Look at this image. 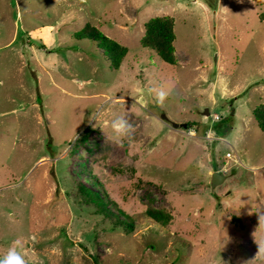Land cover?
Returning a JSON list of instances; mask_svg holds the SVG:
<instances>
[{
  "label": "rangeland",
  "instance_id": "rangeland-1",
  "mask_svg": "<svg viewBox=\"0 0 264 264\" xmlns=\"http://www.w3.org/2000/svg\"><path fill=\"white\" fill-rule=\"evenodd\" d=\"M160 16L176 20V67L141 43ZM262 16L264 0H0V257L19 240L27 264H264ZM87 23L129 49L119 70L74 39ZM119 114L136 129L122 145ZM93 181L133 231L82 195Z\"/></svg>",
  "mask_w": 264,
  "mask_h": 264
},
{
  "label": "trees",
  "instance_id": "trees-1",
  "mask_svg": "<svg viewBox=\"0 0 264 264\" xmlns=\"http://www.w3.org/2000/svg\"><path fill=\"white\" fill-rule=\"evenodd\" d=\"M212 8L216 9L217 7L213 5ZM175 26L176 20L171 16L154 17L145 23V32L141 39L144 48L155 52L164 63L173 67L178 66L177 50L175 47V40L177 38ZM74 39L77 41H92L101 51L103 57L113 70H119L121 68L129 53V49L126 46L108 37L99 28L90 23H87L83 29L76 32ZM253 117L260 130L264 132V104H260L254 108ZM231 118L233 116H229L227 119L220 118L219 122L212 127L218 136L224 137L228 134L226 126L229 121L231 122ZM194 125L199 129L201 128L200 124ZM188 128L190 127L188 126ZM208 129L203 128L202 133L206 134ZM89 130H86V134ZM93 185L96 189L86 186L83 183H78V188L82 195L97 206L98 210L108 217L115 227L123 229L127 233L133 231L135 226L132 217L120 209L115 201L108 198L103 185L101 187L95 181H93ZM146 214L158 224L165 227L169 226L173 221V216L165 209L155 208L152 205L148 206Z\"/></svg>",
  "mask_w": 264,
  "mask_h": 264
},
{
  "label": "clouds",
  "instance_id": "clouds-1",
  "mask_svg": "<svg viewBox=\"0 0 264 264\" xmlns=\"http://www.w3.org/2000/svg\"><path fill=\"white\" fill-rule=\"evenodd\" d=\"M174 85L169 82L166 85H162L154 91V101L160 106H163L169 95L173 92ZM112 135L109 139L116 144L122 145L125 140L131 139L135 134V127L129 122L127 117L123 114L115 115L111 121ZM212 134L209 133V136ZM217 147H220V141L217 139L214 141ZM197 168L202 173L208 170V164L203 157L197 160ZM264 218L260 217V222ZM22 245L19 240L13 241L9 246L5 255L0 257V264H27L24 254L22 252Z\"/></svg>",
  "mask_w": 264,
  "mask_h": 264
},
{
  "label": "water",
  "instance_id": "water-1",
  "mask_svg": "<svg viewBox=\"0 0 264 264\" xmlns=\"http://www.w3.org/2000/svg\"><path fill=\"white\" fill-rule=\"evenodd\" d=\"M215 62L217 64V58H215ZM204 114L207 115V116H209L210 115V112L206 109ZM163 119L166 122H169V120L167 119L166 116H163ZM171 125L173 127H175V128H179V126H180V124H176V123H171ZM182 126H183V128H187L188 127L187 124H183ZM223 181H224V177L223 176H221L219 173H214L213 179H212V186H213V188L216 187L217 185L222 184Z\"/></svg>",
  "mask_w": 264,
  "mask_h": 264
},
{
  "label": "built area",
  "instance_id": "built-area-1",
  "mask_svg": "<svg viewBox=\"0 0 264 264\" xmlns=\"http://www.w3.org/2000/svg\"><path fill=\"white\" fill-rule=\"evenodd\" d=\"M230 155V154H229Z\"/></svg>",
  "mask_w": 264,
  "mask_h": 264
}]
</instances>
